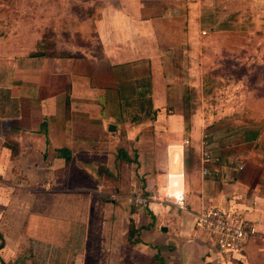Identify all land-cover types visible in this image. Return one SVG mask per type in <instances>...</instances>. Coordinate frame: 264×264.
Returning a JSON list of instances; mask_svg holds the SVG:
<instances>
[{"label":"crops","instance_id":"crops-1","mask_svg":"<svg viewBox=\"0 0 264 264\" xmlns=\"http://www.w3.org/2000/svg\"><path fill=\"white\" fill-rule=\"evenodd\" d=\"M72 4L74 21L57 16L73 34L69 48L32 57L37 39L27 53L0 50L15 66L0 84L9 92L0 102V264L99 263L98 255L216 264L194 229L207 207L258 232L233 263L264 264V95L247 114L222 115L210 99L203 36L219 28L217 14L206 0ZM34 245L45 255L27 263Z\"/></svg>","mask_w":264,"mask_h":264},{"label":"rangeland","instance_id":"rangeland-1","mask_svg":"<svg viewBox=\"0 0 264 264\" xmlns=\"http://www.w3.org/2000/svg\"><path fill=\"white\" fill-rule=\"evenodd\" d=\"M72 1L0 0V50L6 56L13 55L14 51L27 53L37 39H39L37 48L41 53L57 55L60 51L69 48V43L65 42H70L69 39L73 34L68 26L58 23L57 16L61 19L68 17L74 21L75 7L72 6ZM206 1L210 9L209 15L215 13L218 17L211 26L219 27L203 36V51L207 58L205 66L209 69L208 76L205 74L207 77L204 78L206 85L213 91L210 99L218 103V111L222 115L237 111L252 113L255 109H250L249 103L257 101L264 95V28L255 25L257 21H264V2H262L264 0ZM66 6L68 7L66 13L61 11L58 13L59 7ZM218 23H224L225 30H222V26ZM3 53L1 55H4ZM14 68V63L12 64L7 57H0V84L7 85L12 82ZM8 97V91L1 92L0 102L8 101ZM4 105L0 104V108ZM0 205V213H5L4 206L7 204ZM20 212L16 210L17 214H21ZM33 248H40V251L24 252L23 254L28 258L27 263H32L31 258L33 263H38L39 259L43 260L45 255L43 246L34 245ZM81 250L79 247L78 254H82L85 258L91 256V250L86 249V252ZM97 259L99 263L85 264H131L105 263L104 258L99 255ZM46 261L45 259L42 263L55 264L45 263Z\"/></svg>","mask_w":264,"mask_h":264},{"label":"built area","instance_id":"built-area-1","mask_svg":"<svg viewBox=\"0 0 264 264\" xmlns=\"http://www.w3.org/2000/svg\"><path fill=\"white\" fill-rule=\"evenodd\" d=\"M208 158L209 152L205 151V161ZM204 173L209 172L205 169ZM184 200V198L175 200V204L182 207ZM134 202L144 206L148 200L137 196ZM194 229L197 238H203L211 245L216 264L233 263L244 252L249 239L258 234L256 228L238 214L215 207L204 208L196 214Z\"/></svg>","mask_w":264,"mask_h":264},{"label":"trees","instance_id":"trees-1","mask_svg":"<svg viewBox=\"0 0 264 264\" xmlns=\"http://www.w3.org/2000/svg\"><path fill=\"white\" fill-rule=\"evenodd\" d=\"M41 45V44H40ZM37 47H39V43L37 44V46H36V51H34V52H32L31 54H30V56H32V57H40V56H44V55H46V54H49V53H41V51H38V48ZM69 154V152L67 153V151H62V155L66 158V160L67 161H69L70 160V155H68ZM134 228H135V226H134V224L132 223L131 224V231L133 232V230H134ZM130 236H131V233H130ZM1 239H2V237H1ZM4 244H3V242H2V244H1V248H2V246H3ZM4 264V263H3Z\"/></svg>","mask_w":264,"mask_h":264}]
</instances>
